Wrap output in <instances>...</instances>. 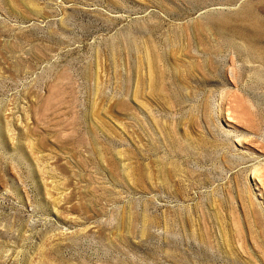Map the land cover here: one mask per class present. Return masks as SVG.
Returning a JSON list of instances; mask_svg holds the SVG:
<instances>
[{"label": "rangeland", "instance_id": "obj_1", "mask_svg": "<svg viewBox=\"0 0 264 264\" xmlns=\"http://www.w3.org/2000/svg\"><path fill=\"white\" fill-rule=\"evenodd\" d=\"M0 264H264V0H0Z\"/></svg>", "mask_w": 264, "mask_h": 264}]
</instances>
